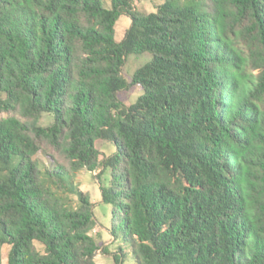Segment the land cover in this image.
Returning a JSON list of instances; mask_svg holds the SVG:
<instances>
[{"label": "trees", "instance_id": "1", "mask_svg": "<svg viewBox=\"0 0 264 264\" xmlns=\"http://www.w3.org/2000/svg\"><path fill=\"white\" fill-rule=\"evenodd\" d=\"M110 1L0 0V264H96L107 170L136 264H264V0Z\"/></svg>", "mask_w": 264, "mask_h": 264}, {"label": "rangeland", "instance_id": "2", "mask_svg": "<svg viewBox=\"0 0 264 264\" xmlns=\"http://www.w3.org/2000/svg\"><path fill=\"white\" fill-rule=\"evenodd\" d=\"M105 4L110 6V0H104ZM161 0H134L135 6L139 11L155 12L156 6ZM131 26V18L128 15H122L116 25V39L123 40L126 32ZM150 61V55L144 54L141 56H130L123 66V76L131 82L134 73ZM142 94L139 88H131L120 92L119 99L124 106H130L135 103L138 97ZM52 123V117L48 114L44 115L40 125L48 126ZM116 151L113 144L107 143L102 148L103 157L111 156ZM39 161L43 168L50 167V162L44 154L39 155ZM111 173L109 170L105 171L100 179L96 178V173L82 171L77 174L76 181L79 188L90 195L91 201L94 204V216L97 224V232L93 236L97 239L99 246H106L107 253L99 252L95 258L96 264H116L114 255L118 254L120 249L124 253V262L122 264H136L134 255L132 253L129 243H124L122 240L114 241L110 234L112 223V207L102 202L101 187L109 186ZM8 247L3 250L4 264H7Z\"/></svg>", "mask_w": 264, "mask_h": 264}]
</instances>
